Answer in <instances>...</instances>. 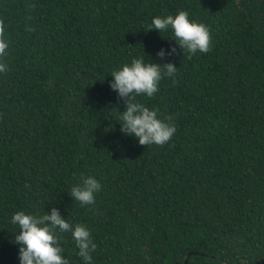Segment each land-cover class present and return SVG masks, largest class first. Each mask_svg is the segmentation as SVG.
<instances>
[{
	"label": "trees",
	"instance_id": "trees-1",
	"mask_svg": "<svg viewBox=\"0 0 264 264\" xmlns=\"http://www.w3.org/2000/svg\"><path fill=\"white\" fill-rule=\"evenodd\" d=\"M179 11L210 48L178 49L175 75L135 98L176 127L139 145L108 82L157 61L175 42L152 18ZM0 21V264H19L11 216L52 207L90 230L92 264H264V0H0ZM82 174L102 185L92 205L69 195Z\"/></svg>",
	"mask_w": 264,
	"mask_h": 264
},
{
	"label": "clouds",
	"instance_id": "clouds-1",
	"mask_svg": "<svg viewBox=\"0 0 264 264\" xmlns=\"http://www.w3.org/2000/svg\"><path fill=\"white\" fill-rule=\"evenodd\" d=\"M159 33L171 29L175 43L167 49L157 51V61L145 62L143 57L134 58L111 73L109 88L125 104L120 113V131L135 138L139 145H163L169 142L176 132L173 123L159 118L158 111L136 101L137 96L152 97L159 90V84L165 77L175 75L178 67L167 58L177 54L206 53L209 51L211 35L208 27L190 19L189 13L155 16L148 29ZM9 44L5 38V25L0 21V57L6 55ZM161 61H164L161 63ZM7 65L0 62V72L7 71ZM101 183L91 175H81L80 182L71 188L70 196L81 205H92L95 196L101 190ZM10 223L18 228L14 239L18 245L19 264H69L60 246L58 233L70 232L78 249V255L84 264H92L91 253L95 251L90 230L83 224H71L62 217L59 208L52 207L43 215L17 211L11 216Z\"/></svg>",
	"mask_w": 264,
	"mask_h": 264
},
{
	"label": "water",
	"instance_id": "water-1",
	"mask_svg": "<svg viewBox=\"0 0 264 264\" xmlns=\"http://www.w3.org/2000/svg\"><path fill=\"white\" fill-rule=\"evenodd\" d=\"M185 264H188V259H186Z\"/></svg>",
	"mask_w": 264,
	"mask_h": 264
}]
</instances>
